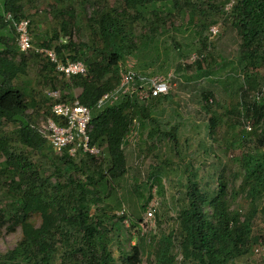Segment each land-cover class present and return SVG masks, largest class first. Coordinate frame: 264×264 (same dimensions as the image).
Masks as SVG:
<instances>
[{
	"label": "trees",
	"instance_id": "16d2710c",
	"mask_svg": "<svg viewBox=\"0 0 264 264\" xmlns=\"http://www.w3.org/2000/svg\"><path fill=\"white\" fill-rule=\"evenodd\" d=\"M52 1L50 12L57 19L59 29L55 26L52 34L44 35L47 37L44 40L38 33L36 46L55 49L64 62L82 61L87 73L70 79L59 77L43 56L32 52L21 54L13 21L30 20L26 6H32L34 0H4L0 26L7 24L14 32L0 40V236L9 223V231L21 228L22 239L14 249L0 253V264H55L58 258L63 264H115L108 227L117 218L111 206L116 186L128 174L122 145L135 119L139 132L141 128L145 130V121L151 118V107L129 97L101 110L96 104L119 84L118 63L141 50L137 45L140 37L151 41L150 34L154 39L165 31L168 23L189 13L190 26L201 22L205 31L208 23L199 18L194 25L195 12L205 14L203 6L194 0H119L118 6L108 0ZM224 6L226 4L217 6L215 11L223 14L237 32L239 65L244 71V83L237 92L239 102L234 108L240 118L236 123L240 125L243 119L252 121L251 132L242 129V137L246 138L247 134L255 137L262 148L264 98L259 97L262 80L256 70L264 66V0H234L229 12ZM7 14L12 15L13 21H6ZM78 18L85 21V28L90 30L87 41H74L76 33L82 29L76 22ZM32 44L35 46L33 38ZM203 46L206 51L205 42ZM199 52L203 58L195 63L201 71L200 61L205 57ZM29 64L42 65L38 72L44 79L38 81L39 84L47 82L53 90L62 91L63 101L78 100L92 110L90 146L99 148L100 156L88 153H79L75 158L67 153L58 156L49 143L30 128L28 112L40 110L43 101L37 98L38 90L22 88L16 82L27 75ZM227 67L224 64L221 70ZM202 73H206L207 78L214 74L201 72L200 75ZM76 89L81 90L78 96L74 95ZM210 95L211 91L204 94L208 105ZM168 96L151 99V106L167 100ZM203 108L210 112L209 106ZM232 111L228 110L227 115ZM46 113L44 115L51 114L50 105ZM215 118L208 126L212 139L219 126ZM7 126L15 127L16 131H6ZM159 134L177 141L171 132L167 134L155 128L147 137L153 140ZM47 150L51 156L45 154ZM101 156L103 158L97 159ZM237 162L243 177L239 191L249 200L247 213L231 209L227 182L223 179L211 192L190 180L176 217L177 229L160 234L158 239L153 237L154 245L140 238L142 243L131 246L129 251L121 248L122 264H142L144 256L154 257L156 264H179L175 237L180 240L185 263L235 264L237 259L248 255L258 242L253 235L254 220L260 212L264 214V152H246ZM121 205L118 201L116 208ZM34 217L41 219L39 226L32 221ZM125 220L126 216H122L117 221ZM115 225L117 222L111 226Z\"/></svg>",
	"mask_w": 264,
	"mask_h": 264
},
{
	"label": "rangeland",
	"instance_id": "374dc122",
	"mask_svg": "<svg viewBox=\"0 0 264 264\" xmlns=\"http://www.w3.org/2000/svg\"><path fill=\"white\" fill-rule=\"evenodd\" d=\"M2 1L0 0V7ZM108 2L111 5H119V0H108ZM194 2L203 6L205 11L204 15L195 12L194 25L199 18H202L208 23L207 30H202L201 22L190 26L189 13V17L186 15L184 18H175L172 24L168 23L165 31L157 34L154 39L150 34L151 41H146L145 37L137 40V45L141 49L134 54L138 72L156 75L173 74L175 78L167 100H161L153 106H151L153 101L147 102L151 107V118L145 121V130L141 128L140 132L138 131L135 143H127L124 149L128 174L118 182L115 195L113 194L111 206L115 208L114 214L117 217L113 223L117 222V225L112 227L113 223H111L108 227L109 239L112 242L110 249L116 260L115 264H122L121 248L129 251L131 246L142 243L140 238H145L147 244L151 241L154 245L153 237L158 239L160 234H168L177 229L176 217L181 202L183 204L186 198L190 180L199 183L202 190L208 189L211 192L218 188L223 179L227 182V199L231 209L241 210L245 214L250 208L249 200L239 191L243 177L242 174L240 175L241 169L237 160L246 152L255 153L256 150L264 152V147L261 148L253 136L247 134L246 138L242 137V129L249 132L247 127L252 126V121L243 119L240 125L236 123L240 119L234 111L239 102L237 92L239 86L244 83V71L239 65V37L230 22L225 21L223 14L215 11L217 6L226 4L224 8L229 12L228 8L234 0H194ZM50 3L53 1L40 0L35 3L34 0L32 6H26L31 15L29 18L32 21V38L35 46L37 41L35 37L38 33L44 40L47 38L45 34H52L53 28L58 27L57 19L50 12ZM1 14L2 10H0ZM65 18L68 19L67 14ZM76 22L82 29L79 28L80 31L76 33L74 41H87L90 30L85 28V21H80L78 18ZM214 25H219L220 32L216 37L210 38L209 28ZM13 32L12 29L8 35L11 36ZM203 42L208 48L206 51ZM199 51H204L205 57L200 61L201 71L197 63L192 60L194 55L200 53ZM224 64L228 67L221 70ZM41 68L42 65L29 64L27 75L21 76L16 81L22 88L30 87L29 90L35 88L39 91L37 98L43 103L40 110L34 112L37 117L47 114L49 102L45 97L49 90H53L46 84L47 82L38 83L44 79L38 72ZM201 72L214 74L207 78L206 73L200 75ZM256 73L262 80L259 97L264 98V66L256 70ZM52 74L55 75L54 73L50 75ZM208 91L212 94L208 99L209 105L204 99V94ZM80 92V89H76L74 95L78 96ZM205 105L209 106L210 112L203 108ZM228 110L233 111L227 115ZM214 117L217 118L215 120L218 121L219 126L212 139L209 136L208 126ZM235 123L237 126H232ZM154 128L167 134L171 132L177 141L161 134L153 140L149 139L148 132ZM15 129L13 126L6 127L8 132H15ZM233 140L235 143L232 144ZM257 147L260 148L256 149ZM45 154L51 156L48 150ZM39 157L38 155L37 158ZM100 158L103 156L97 159ZM118 201H121L122 205L116 208ZM149 208L156 209L157 212L154 219L147 221L146 211ZM122 216H126V220L117 221ZM32 221L37 226L41 223L38 217H34ZM8 225L9 223L2 229L0 236L2 254L14 249L22 239L21 228L17 227L15 231H9ZM253 235L258 242L253 244L248 255L237 259L235 264H264V250L260 256L254 251L259 245L264 248L262 212L254 220ZM175 242L178 263L190 264L185 263L178 237H175ZM55 264L63 263L58 258ZM142 264H156V262L154 257L144 256Z\"/></svg>",
	"mask_w": 264,
	"mask_h": 264
},
{
	"label": "built area",
	"instance_id": "2783aa9c",
	"mask_svg": "<svg viewBox=\"0 0 264 264\" xmlns=\"http://www.w3.org/2000/svg\"><path fill=\"white\" fill-rule=\"evenodd\" d=\"M234 3V2H233ZM232 7L229 6L228 10ZM6 21H13L11 14L6 15ZM16 32V43L20 53L28 54L34 52L44 56L54 65L55 72L60 77L70 79L74 76H84L87 68L82 61H62L59 59L56 51L50 48L36 47L32 44L31 22L29 19L13 21ZM220 32L219 25L210 28V38H214ZM203 58L198 54L194 55L192 60L195 62ZM137 60L134 56H126L118 63L119 84L111 91L104 94L96 104V108L101 110L108 106H114L121 99L129 97L138 100L140 103H147L151 99L165 96L173 88L175 76L153 75L150 73H140L137 71ZM47 97L50 100V115L34 117L30 122V128L45 139L53 151L58 156L65 153L70 157H77L81 154H91L99 156L101 150L90 146L89 132L91 131L92 110L81 104L78 100L74 102L63 101L60 90H49ZM33 115V112H28ZM139 123L135 119L130 134L126 138V143H135L138 137ZM251 130V127H247ZM125 145H123V148ZM147 220L155 217V210L148 209L146 212ZM264 248L259 245L255 248V253L260 256Z\"/></svg>",
	"mask_w": 264,
	"mask_h": 264
},
{
	"label": "crops",
	"instance_id": "0c3cea01",
	"mask_svg": "<svg viewBox=\"0 0 264 264\" xmlns=\"http://www.w3.org/2000/svg\"><path fill=\"white\" fill-rule=\"evenodd\" d=\"M3 2H4V0L2 1V3H1V7H0V10H2V14L0 15V16H2L4 13V11H3ZM189 14H187V16H188ZM3 26H6V27H3ZM11 27L10 26H8L7 24L6 25H1L0 26V40H2L3 38H7V36H8V33L11 31V29H10ZM2 42H4V41H2Z\"/></svg>",
	"mask_w": 264,
	"mask_h": 264
},
{
	"label": "clouds",
	"instance_id": "9594fccd",
	"mask_svg": "<svg viewBox=\"0 0 264 264\" xmlns=\"http://www.w3.org/2000/svg\"><path fill=\"white\" fill-rule=\"evenodd\" d=\"M232 8V7H231ZM211 28V27H210ZM15 31V30H14ZM209 33H210V30H209ZM17 44V43H16ZM18 47V46H17ZM37 47V46H36ZM44 48H47V47H44ZM50 49H53V48H50ZM55 50V49H54ZM20 52V51H19ZM32 53H34V52H32ZM57 53V52H56ZM21 54H23V53H21ZM29 54V53H28ZM34 54H36V53H34ZM24 55H27V54H24ZM37 55H40V54H37ZM42 56V55H41ZM44 57V56H43ZM45 58V57H44ZM52 64V63H51ZM53 65V64H52ZM54 66V65H53ZM55 70V69H54ZM56 73V72H55ZM57 74V73H56ZM58 75V74H57ZM59 76V75H58ZM60 77V76H59ZM56 90H59V89H56ZM61 91V90H60ZM172 91V90H171ZM170 91V92H171ZM62 93V92H61ZM170 94V93H169ZM168 95V94H167ZM167 95H165V96H167ZM62 96H63V94H62ZM48 98V97H47ZM50 101V100H49ZM74 102V101H73ZM72 103V102H71ZM49 105H50V102H49ZM29 112H33V111H29ZM29 115V114H28ZM31 116V120L34 118V117H37V116H35L34 115V112H33V115H30ZM38 118V117H37ZM138 122V121H137ZM251 127V126H250ZM248 129V128H247ZM137 130L139 131V125H138V128H137ZM249 130V129H248ZM250 131V130H249ZM137 140V139H136ZM50 145V144H49ZM123 145H125V147L127 146V143L125 142ZM123 145H122V148H123ZM125 147L123 148V149H125ZM52 148V147H51ZM99 149V148H98ZM53 150V149H52ZM55 153V152H54ZM101 155V154H100ZM99 155V156H100ZM98 157V156H97ZM150 209V208H149ZM152 209V208H151ZM153 210H155V214H156V212H157V210L156 209H153ZM148 211V210H147ZM146 211V212H147ZM155 218V217H154ZM146 219H147V216H146ZM147 221H149V220H147Z\"/></svg>",
	"mask_w": 264,
	"mask_h": 264
}]
</instances>
